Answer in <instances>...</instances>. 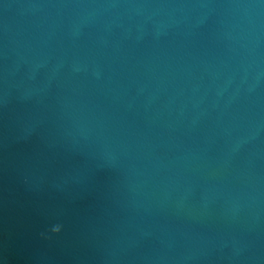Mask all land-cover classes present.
<instances>
[{
    "label": "water",
    "instance_id": "1",
    "mask_svg": "<svg viewBox=\"0 0 264 264\" xmlns=\"http://www.w3.org/2000/svg\"><path fill=\"white\" fill-rule=\"evenodd\" d=\"M0 264H264V0H0Z\"/></svg>",
    "mask_w": 264,
    "mask_h": 264
},
{
    "label": "clouds",
    "instance_id": "2",
    "mask_svg": "<svg viewBox=\"0 0 264 264\" xmlns=\"http://www.w3.org/2000/svg\"><path fill=\"white\" fill-rule=\"evenodd\" d=\"M61 229H62V225L60 224H55L51 227L50 231L53 233V234H58L61 232ZM44 235V234H42ZM45 238H48V237H45Z\"/></svg>",
    "mask_w": 264,
    "mask_h": 264
}]
</instances>
